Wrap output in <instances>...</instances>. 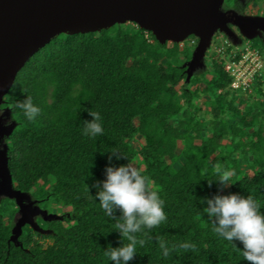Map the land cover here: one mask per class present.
Instances as JSON below:
<instances>
[{"label":"trees","instance_id":"trees-1","mask_svg":"<svg viewBox=\"0 0 264 264\" xmlns=\"http://www.w3.org/2000/svg\"><path fill=\"white\" fill-rule=\"evenodd\" d=\"M248 44L264 51L259 38ZM190 58L187 45L160 44L133 23L59 34L30 57L0 105L15 122L6 167L14 190L54 205L61 217L39 224L44 235L24 225L12 241V225L3 218L7 207H0V264H112L105 251L127 240L114 230L116 222L100 208L92 185L105 179L108 151L114 150L125 157L112 164L129 163L146 176L167 217L136 234L144 245L129 264H248L213 232L200 201L217 193L218 182L208 187L217 178L214 168L231 170L232 184L220 194L250 195L264 211V130L226 100L231 78L224 58L212 52L205 69L186 81ZM258 81L252 95H262ZM26 96L41 110L33 121L15 107ZM205 107L219 112L209 126L199 115ZM85 110L100 114L102 136L81 134L82 120H91ZM246 146L250 153L244 157ZM34 236L52 243L44 247ZM183 243L194 248L185 250Z\"/></svg>","mask_w":264,"mask_h":264},{"label":"water","instance_id":"water-1","mask_svg":"<svg viewBox=\"0 0 264 264\" xmlns=\"http://www.w3.org/2000/svg\"><path fill=\"white\" fill-rule=\"evenodd\" d=\"M223 1L0 0V105L19 70L51 39L59 34L97 32L116 24L133 23L151 33L160 44L179 43L190 36L196 38L197 45L188 63L189 75L200 65L217 29L228 34L226 24L229 23L242 34L256 28L264 31V19L243 17L233 10L223 12ZM0 111L3 116L10 114L6 108ZM1 119L0 137L10 135L12 126L3 127ZM6 163L2 154L0 186L19 204V197L24 194L9 186L11 178Z\"/></svg>","mask_w":264,"mask_h":264},{"label":"clouds","instance_id":"clouds-1","mask_svg":"<svg viewBox=\"0 0 264 264\" xmlns=\"http://www.w3.org/2000/svg\"><path fill=\"white\" fill-rule=\"evenodd\" d=\"M15 107L28 121H33L41 111L33 104L30 96L18 100ZM85 111L91 120H82L81 134L90 139L102 136L104 129L100 123V114L90 110ZM0 118H3V111H0ZM12 122L11 118H3V127L7 128ZM108 152V163L104 169L105 179L94 183L92 187L96 189L95 199L104 214L116 222L114 230L127 240V243L123 240L119 247L107 248L105 254L108 261L112 264H129L138 254L137 247L144 245V240L137 239L136 234L158 227L167 217L164 212V201L149 179L129 163L114 166L112 161L114 159L118 161L124 155L117 150ZM212 175L217 178L208 180V187L211 188L213 181L218 182L217 193L211 197H204L200 203L204 216L212 225L213 232L240 250L243 261L248 264H264L262 204L250 195L220 194L232 184L230 179L234 173L231 170L221 171L214 168ZM116 210H119V217L114 215ZM234 242H239L241 247L238 248ZM159 246L163 256L167 257L169 249L166 247V242L160 241ZM180 247L189 250L193 249L194 245L183 243Z\"/></svg>","mask_w":264,"mask_h":264},{"label":"rangeland","instance_id":"rangeland-1","mask_svg":"<svg viewBox=\"0 0 264 264\" xmlns=\"http://www.w3.org/2000/svg\"><path fill=\"white\" fill-rule=\"evenodd\" d=\"M225 1V0H224ZM224 1L221 7V10L224 12ZM232 2V7H235L236 11L239 12L237 14L243 16V17H248L250 19H264V5L261 3L260 0L255 1V2H248V0H231ZM260 27V26H259ZM226 29L227 33L220 30L214 31L213 35L210 38V43L208 48H206L202 59L200 61V65L196 67L193 71L190 72L188 75V63L191 61V58L187 62L185 66V76H186V81H188L193 74L203 71L206 67V62L205 60L208 59V56L212 52H216L215 48H222V46L227 47L228 49H232L233 52H235L237 55L241 52L244 51L245 46H249V37H260V39L264 42V31L261 29H254L253 31H247L246 34H242L240 30L231 24H226ZM154 37V36H153ZM193 37V36H190ZM155 38V37H154ZM156 40V39H155ZM157 41V40H156ZM183 42L185 44H183ZM169 46L173 44L174 42H166ZM178 44L180 48L184 47V45H187L189 49L191 50V56L192 53L194 52L196 45L193 47L192 43L189 45L188 40L175 43ZM256 56L252 55H247L249 57L247 63L250 65V68H254V73L252 74V79L250 82V85L246 89L237 88V89H232L230 86L227 88V95H226V100L229 101L231 100L234 105L241 110V114L246 116L247 120L252 121L253 125L255 127L262 128L264 130V51L258 53L257 50ZM226 54L223 55V58L225 59ZM254 59V60H253ZM253 60V61H251ZM242 72V71H241ZM245 76V75H244ZM243 76V77H244ZM255 79H259L258 82H260L259 88L262 92L261 94H253V86H255ZM178 89V88H177ZM203 98L202 100H204ZM207 106V105H206ZM5 109V108H2ZM219 112L214 110L213 108H208L205 107L200 111L199 115L202 117V120H204L205 126H209L210 121L212 119V116L215 114H218ZM3 118H11V114H8L7 116H3ZM3 118L1 119L2 123L1 125L3 126ZM12 119V118H11ZM15 128V122L13 121L10 127ZM9 127V126H8ZM12 129V131H13ZM11 131V132H12ZM248 132L250 131L247 130ZM11 134V133H10ZM8 135H3L0 137V140L2 142H6V140L9 138ZM0 142L1 146H5V143ZM223 145L227 144L228 142L223 141ZM227 149H229L228 144L225 145ZM180 148V144L177 146ZM245 152L242 154V156H249L250 151H248V147H244ZM233 157L237 158L239 162L242 164L243 160L240 159L237 153L233 155ZM1 184V181H0ZM12 188V183L9 185ZM13 189V188H12ZM19 204L14 198H10L8 196V193L5 191V189H1L0 187V207H7V209L3 212V218H4V223L5 224H11L12 225V231H11V239L16 240L17 236L20 233L21 228L24 225L29 226L32 229V232H37L40 235H44L45 231H42L39 224L48 220L60 218L61 216L59 215V212L55 209V206L50 204V203H45L43 205V202L41 199H35L31 196L30 193H26L22 196L19 197ZM5 200H8L9 202L12 203L11 205H8ZM21 207V210H20ZM67 211V210H65ZM35 239H38L40 243L45 247L46 245H49L52 243V240L49 238H40L37 236H34Z\"/></svg>","mask_w":264,"mask_h":264},{"label":"built area","instance_id":"built-area-1","mask_svg":"<svg viewBox=\"0 0 264 264\" xmlns=\"http://www.w3.org/2000/svg\"><path fill=\"white\" fill-rule=\"evenodd\" d=\"M217 47L215 48V51L217 50L216 53L221 59H223V55L226 53V51L228 52L224 60V71L231 78L230 87L232 89H237L240 87L242 89L248 88L252 79V74L255 70L254 68L251 69L250 65L247 63L249 59L247 55L256 56L257 52L255 49L245 46L244 51L237 55L232 51V49H228V46H222V48ZM236 57L238 58L236 59Z\"/></svg>","mask_w":264,"mask_h":264},{"label":"flooded vegetation","instance_id":"flooded-vegetation-1","mask_svg":"<svg viewBox=\"0 0 264 264\" xmlns=\"http://www.w3.org/2000/svg\"><path fill=\"white\" fill-rule=\"evenodd\" d=\"M235 9H236L235 7H230V8H226V7H225L224 11L233 10V11L237 12ZM237 13H239V12H237ZM256 38H258V37H256ZM259 39H260V37H259ZM0 142H2V141L0 140ZM2 143H5V144H4L5 146H1V145H0V162H1V155H2V154H4V156L6 157L7 145H8V139L6 140V142H2ZM0 181H1V180H0ZM0 187H1V186H0Z\"/></svg>","mask_w":264,"mask_h":264}]
</instances>
